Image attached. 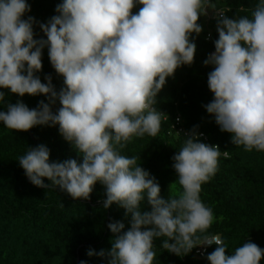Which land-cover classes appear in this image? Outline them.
<instances>
[{
	"label": "clouds",
	"instance_id": "9594fccd",
	"mask_svg": "<svg viewBox=\"0 0 264 264\" xmlns=\"http://www.w3.org/2000/svg\"><path fill=\"white\" fill-rule=\"evenodd\" d=\"M209 9L218 39L203 61L213 66L207 74L213 99L203 107L221 132L231 134L233 145L264 152V0L251 18H229L212 0H62L46 23L25 18L31 11L26 0H0V89L46 97L30 109L20 99L7 103L0 91L6 107L0 122L17 132L58 125L82 158L50 162L49 148L40 144L18 158L19 166L34 186L58 187L74 200H89L99 182L106 194L103 208L116 204L130 217L126 231L121 221L108 223L114 236L110 250L89 249V257L106 258L107 264H154V240L163 238L161 247L177 256L215 245L206 257L209 264H260L264 258V249L251 241L228 255L221 237L206 234L216 217L200 193L217 172L221 151L200 142L198 126L183 136L171 158L180 188L167 199L156 178L138 166L139 156L121 151L133 138L160 133L167 116L155 107L157 94L166 78L194 62L193 34L201 33L198 20ZM34 25L43 38H36ZM45 48L63 77L59 92L51 75L45 82L37 75ZM145 197L150 211L140 209Z\"/></svg>",
	"mask_w": 264,
	"mask_h": 264
},
{
	"label": "trees",
	"instance_id": "16d2710c",
	"mask_svg": "<svg viewBox=\"0 0 264 264\" xmlns=\"http://www.w3.org/2000/svg\"><path fill=\"white\" fill-rule=\"evenodd\" d=\"M31 11L26 14L36 21L46 23L56 15V5L62 0H26ZM216 10H223L229 18L248 16L260 0H212ZM139 5L133 13L139 10ZM213 12V10H212ZM209 14V13H208ZM198 23L201 33L193 34L196 52L194 62L178 68L173 77L157 94L155 107L166 114L156 138L145 135L133 138L122 149L126 156H139V165L154 176L159 183L161 198L176 194L180 188L172 168V157L180 150L183 137L194 126L202 133L200 142L218 145L221 156L218 170L210 181L202 185L200 198L212 208L214 220L208 235H218L227 245L226 254L231 255L244 242L251 241L264 249V152L245 151L243 146L231 143V134L221 132L203 105L213 99L207 86V74L213 66L203 61L214 52L218 39L216 19L201 16ZM36 38H43L38 25H34ZM209 35V38H207ZM42 82L51 75L57 92L64 86L63 77L52 68L47 48L43 49L42 71L37 73ZM5 92L7 103L22 100L30 109L35 108L43 95L18 97ZM59 102L52 107L55 113ZM0 111H6L0 102ZM179 121L176 122V117ZM179 133V134H178ZM44 144L50 150V162L82 158L59 134L58 125L35 126L27 132L7 129L0 122V264H107L106 258L89 257V249L108 251L114 238L107 225L121 221L122 231L130 227V217L116 204L103 208L105 188L99 182L90 193L89 200L72 199L57 187L34 186L19 166L18 158L28 148ZM227 153L226 155L224 153ZM45 184L51 182L42 178ZM141 211H150L147 198L140 204ZM222 217V219H220ZM163 238L154 240L156 260L154 264H209L207 255L215 245L194 248L185 256H177L161 247ZM260 264H264V258Z\"/></svg>",
	"mask_w": 264,
	"mask_h": 264
},
{
	"label": "built area",
	"instance_id": "2783aa9c",
	"mask_svg": "<svg viewBox=\"0 0 264 264\" xmlns=\"http://www.w3.org/2000/svg\"><path fill=\"white\" fill-rule=\"evenodd\" d=\"M211 18H214V12H211V13H209V14L207 13V19L210 20ZM208 38H209V35H207V38H206V39H208ZM175 121H176V122L179 121V116L176 117ZM201 137H202V136H201ZM202 247H207V246H202Z\"/></svg>",
	"mask_w": 264,
	"mask_h": 264
},
{
	"label": "rangeland",
	"instance_id": "374dc122",
	"mask_svg": "<svg viewBox=\"0 0 264 264\" xmlns=\"http://www.w3.org/2000/svg\"><path fill=\"white\" fill-rule=\"evenodd\" d=\"M211 12H212V10H211V9H209V10H208V13H211Z\"/></svg>",
	"mask_w": 264,
	"mask_h": 264
}]
</instances>
